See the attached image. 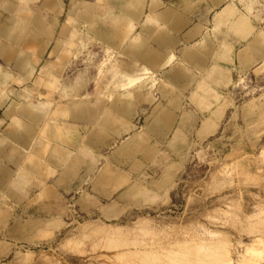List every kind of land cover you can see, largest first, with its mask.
Segmentation results:
<instances>
[{
  "label": "rangeland",
  "instance_id": "rangeland-1",
  "mask_svg": "<svg viewBox=\"0 0 264 264\" xmlns=\"http://www.w3.org/2000/svg\"><path fill=\"white\" fill-rule=\"evenodd\" d=\"M70 1L64 0V3ZM65 12L58 16L54 31L71 25ZM85 26L81 25L79 38L74 40L72 52L56 79H51L47 73L39 75L40 68L55 70L62 66L54 58L47 57L48 51L36 59L27 81L21 80V76L0 58V73L9 76L0 84V94L4 98L0 106V139L5 138L9 124L2 112L12 100L21 106H35L37 101L49 99L47 109H55L58 112L55 118L61 120L63 115L59 111L66 106L68 85L75 77H80L84 85L73 98L77 105L85 109L88 99L93 105L102 103L103 110L96 118L106 117L109 112L106 108L111 105L108 92L115 89L107 81L118 79L120 64L111 53H103L97 42L89 41ZM56 36L55 33L53 38ZM67 41L71 43L72 40ZM26 52L31 53V50L26 49ZM156 74L154 78H159ZM147 77H144L146 86L141 91H148L150 99L137 103L136 114L125 118L129 125L123 133L109 140L100 154L93 152L95 160L91 172L84 175V165L79 170L82 181L76 177L56 182L59 169L49 163L46 168L42 167L40 175H31L29 182L16 191L17 196L8 194L6 185L0 186V264H264V131L260 129L264 92L256 97L257 104L254 105V101L246 103L249 96L257 93L258 85L245 84L243 78L239 79L237 94L233 96L215 91L218 98L215 95L213 103L210 102L215 108L208 116H202L196 133L201 139L209 132L212 119L227 106L219 132L200 145L175 150L172 141L187 115L181 113L178 127L166 146L157 147L171 127L160 137L148 132L153 110L157 106L164 107L175 120L180 101L174 96L165 100L164 105L154 101L153 92L166 97L175 85L167 80L157 83L155 80L151 86ZM19 79L21 82L17 81ZM200 85L206 83H196L194 91L197 94H203L204 88L199 89ZM194 91L189 96L193 105ZM17 93L24 94L25 100L20 96L18 99ZM175 98L178 108L171 111L168 105ZM153 101L149 113L147 105ZM250 104L257 114L255 121H248L245 115ZM141 107L145 108L142 113ZM203 109L204 106L200 111ZM46 118L47 115L38 123V129ZM86 131L87 128L77 125L74 135L77 144H81ZM138 132L146 134L145 142L138 144L139 152L131 158L114 154L118 146ZM150 136L157 139L151 144L156 145V152L146 157L143 152L151 146ZM39 137L37 132L34 141ZM9 146L3 147L6 155L21 152L19 157L17 155V163H8L1 155L0 166L13 177L27 153L13 143ZM48 148L49 144L44 149V157ZM134 162L139 164L133 166ZM105 166H109L110 171L104 178ZM97 179L105 186L92 187L91 183ZM88 204L91 206H84ZM203 247L204 250H196Z\"/></svg>",
  "mask_w": 264,
  "mask_h": 264
},
{
  "label": "crops",
  "instance_id": "crops-1",
  "mask_svg": "<svg viewBox=\"0 0 264 264\" xmlns=\"http://www.w3.org/2000/svg\"><path fill=\"white\" fill-rule=\"evenodd\" d=\"M64 12L68 16L66 20L70 19L72 23L67 28L56 32L54 29L57 18ZM101 15L102 18L99 17ZM19 25L23 29L19 38L15 39L13 32ZM81 25H86L84 30L89 41L97 42L103 53L114 55L120 65L133 67L142 65L151 68L157 72L156 76H159V78L155 77L156 83L159 80H167L175 85L174 90L166 97L153 92L154 101L158 100L162 105L166 103L165 100L173 96L180 101L179 110L175 111L173 126L160 139L161 143L157 147L166 146L172 132L178 127L177 123L182 112H185L187 117L182 126L177 129V135L172 141L175 150L181 147L197 146L214 137L223 125L227 106L222 109L217 118L212 119L209 132L204 133L199 139L196 132L201 118L208 116L214 110L215 106L211 103L215 95L218 98L215 91L220 95H225L226 92L230 96L237 94L236 87L240 84L237 85L240 78H243L245 84L253 82L258 85L257 93L249 96L246 103L254 101L253 104H257L256 97L264 92V0L244 1V3L242 0L236 2L235 0H71L67 4L64 0H0V58L5 64L10 65L23 81L34 71L36 59L46 51H48L47 57L58 59L62 69L67 61L63 56L72 52L71 46L75 44L74 40L79 38ZM55 33L57 36L54 39ZM118 33H120L121 42H119ZM52 38L54 42L47 50ZM67 39L72 40L71 43H68ZM26 49H30L31 53L26 52ZM170 54H173L172 62L163 66L164 68L161 67ZM183 70L187 76L176 77L177 73ZM60 72V68L55 70L40 68L39 75L47 73L48 77L56 79ZM8 78L7 74L0 73V84ZM18 81L21 82L20 79ZM73 81L82 80L80 77H75ZM197 82L206 83L199 86V89L204 88L203 94L214 95L204 97L203 94H198L205 100L203 111L189 101V96ZM45 83L48 84V82ZM206 89L210 92L205 93ZM194 92L192 101L197 95V92ZM94 99L97 100L96 96ZM3 101L4 98L0 94V102L3 103ZM154 101L147 105L150 107L149 113L154 106ZM11 102L2 112L3 118H7L9 124L10 115L7 114ZM47 107L43 108L41 114L42 119L47 115L41 129L29 123L34 129L33 136L36 137L38 132L39 139L34 141V137H31L26 143H19L8 138L6 133L5 138L0 139V143H3L0 146V159L2 155L8 163L13 165L17 163V155L20 156V151L6 155L3 150L5 144L11 146L13 142L21 149L25 148L27 153L24 165L15 172L13 177H9L8 170L0 166V186L6 185L7 193L12 196H17L16 191L29 182L31 175H40L42 167L46 168L49 163L59 169L56 182L70 181L76 177L79 182L82 181L83 175H78L79 170L84 165V175L91 172L95 160L93 152L100 154L107 146V142L113 137H118L129 125V123L121 124L116 118L111 119L110 131L104 132V138L98 140L95 132L99 129L105 131L102 130L101 120L95 118L90 124L77 123L73 125L72 144L65 145L59 140L51 139L49 135L50 125H53L52 128L54 125L58 128L60 120L56 119L53 123L50 115L56 110L50 111ZM248 109L247 113L245 111L248 121H255L257 114L254 107L250 104ZM262 113L263 122L260 127L263 129H260L264 131V107ZM14 115L28 123L19 111H15ZM78 124L83 129L87 128L80 145L74 140ZM46 130L48 133H45ZM155 141L157 139L150 136L148 143L151 145ZM47 144L49 148L44 157L43 152ZM32 146L36 149L31 148ZM97 185L105 186L98 179L91 183L92 187Z\"/></svg>",
  "mask_w": 264,
  "mask_h": 264
},
{
  "label": "bare ground",
  "instance_id": "bare-ground-1",
  "mask_svg": "<svg viewBox=\"0 0 264 264\" xmlns=\"http://www.w3.org/2000/svg\"><path fill=\"white\" fill-rule=\"evenodd\" d=\"M93 3V2H92ZM18 5V4H17ZM89 6V5H88ZM100 6V5H99ZM95 7V6H94ZM36 10V9H35ZM33 11V10H32ZM7 12V11H6ZM38 12V11H37ZM32 14V13H31ZM30 14V15H31ZM98 14V13H97ZM95 21V20H94ZM78 22V21H77ZM82 22V21H81ZM17 23V22H16ZM50 23V22H49ZM48 24V23H47ZM43 26V25H42ZM99 27V26H98ZM23 27L19 25L16 30L13 32L14 38L18 39L21 30ZM79 32V31H78ZM91 32V31H90ZM64 33V32H63ZM7 35V34H6ZM65 35V34H64ZM109 35V33H108ZM9 36V35H8ZM90 36V35H89ZM119 42H121L120 38V33L117 34ZM60 37V35H59ZM92 38V36H91ZM112 38V37H111ZM105 39V37L103 38ZM113 39V38H112ZM43 40V39H42ZM8 41V40H7ZM45 42V41H44ZM114 42V41H113ZM258 42V40H257ZM112 45V44H111ZM38 46V45H37ZM122 46V45H121ZM19 47V46H18ZM70 47V46H69ZM105 47V45H104ZM104 49V48H103ZM108 49V47H107ZM109 50V49H108ZM116 52V51H115ZM64 53V52H63ZM62 53V54H63ZM67 53V52H66ZM60 54V53H59ZM2 55V54H1ZM71 55V54H70ZM60 56V55H59ZM68 55H64V59H67ZM56 59V58H55ZM58 60V59H57ZM61 59L59 58V61ZM173 60V54H170V56L165 60V62L162 64L161 67H165V65L170 64ZM35 64V63H34ZM102 65V64H101ZM35 66V65H34ZM163 67V68H164ZM60 68V67H59ZM33 69V68H32ZM61 69V68H60ZM118 79L114 81H110L107 83L112 84L113 88L111 89L110 92H108V100L111 101V105L106 108L108 113L105 114L106 117L101 119L103 123H101L102 130L100 129L95 132L96 137L98 140H101L104 138V132L110 131L111 124H110V118L112 116H116V119H118L121 124H125L128 118H131L134 114H136V109H137V103L139 104L140 102H145L150 99V94L148 91H141L142 88H144L146 85H144V81L146 76H148L146 79L150 80L151 86L154 85L155 83V78L154 75L156 73L155 70L151 68H147L142 65H135L133 66H122L118 65ZM107 70V69H106ZM117 72V71H116ZM139 73L138 75L135 74ZM102 74V73H101ZM135 74V75H132ZM31 74H28L26 80L30 77ZM229 75V74H228ZM185 77L187 76L186 72L180 71L177 73L176 77ZM25 80V79H24ZM25 80V81H26ZM18 81V80H17ZM112 82V83H111ZM105 84V82H104ZM60 85V84H59ZM58 85V86H59ZM48 86V85H46ZM106 86V84H105ZM56 87V86H55ZM84 87L82 81H72L68 85V91H69V98L65 99L66 101V106L64 109L59 113L60 115H63L59 123V127L52 128L53 125H50L49 131L50 132V137L51 139L59 140L60 142H63L65 145H71L72 144V137H73V125L77 123H84V124H90L93 122V120L96 118V116L99 114L101 110H103V105L102 103H95L94 105L92 102L88 101L85 109L80 108L75 100L73 99L74 96L79 94L80 89ZM107 88V87H106ZM111 88V87H110ZM44 89V88H43ZM46 89V88H45ZM48 89V88H47ZM46 89V90H47ZM57 89V88H56ZM55 89V90H56ZM65 88H63L64 90ZM103 89H105L103 87ZM54 90V91H55ZM115 92H113V91ZM49 91V90H48ZM103 91V90H102ZM107 91V90H106ZM150 91V90H149ZM206 92H210L209 89L204 90ZM43 92V91H42ZM64 92V91H62ZM112 92V93H111ZM197 92V91H196ZM31 93V92H30ZM38 93V92H37ZM104 93V92H103ZM50 94V93H49ZM54 94V93H53ZM100 94V92L98 93ZM107 94V93H105ZM104 94V95H105ZM10 96V95H9ZM19 96L22 97V99L25 100V95L24 94H18L17 97L19 99ZM39 96V94H38ZM86 96V95H85ZM106 96V95H105ZM107 97V96H106ZM38 99V98H37ZM64 99V98H63ZM57 100V99H56ZM175 101L169 102L168 107H170L171 111L175 110L178 108V103L176 101V98L173 99ZM193 102L196 105L197 108L202 109V107L205 105V100L202 95H196L193 97ZM31 101H33L31 99ZM50 100L46 99L45 101L40 100V102L37 101L35 106L29 105H24L21 106L18 101H13L8 107L9 113L7 115H10V124L8 127L5 129L6 135L8 138H11L12 141H18L26 143L31 137H34L33 134V128L29 125L34 124L35 126H38V123L42 121V112L43 108L45 106H48L50 104ZM59 103V102H57ZM64 103V102H63ZM2 102H0V106H2ZM208 104V103H206ZM64 105V104H63ZM57 108V107H56ZM145 108H141V113L144 111ZM166 108L157 106L152 113L151 121L149 122V125L147 126V131L152 133L154 137H160L162 136L166 131L170 129L172 124L174 123V119L171 118V112H165ZM179 109V108H178ZM105 110V109H104ZM15 111H19L20 114H22L28 121V123L23 122L22 120L18 119L15 117L14 113ZM47 112V111H46ZM44 114V113H43ZM58 114L57 111H53L50 115V120L54 123L56 120L55 115ZM9 117V116H8ZM127 118V119H125ZM7 119V118H6ZM59 120V119H58ZM56 122V121H55ZM87 126V125H86ZM95 126V125H94ZM47 129V128H46ZM94 129V127H93ZM92 129V130H93ZM115 129V128H113ZM44 130V129H43ZM96 129H94L95 131ZM112 130V129H111ZM48 130L45 131V133ZM41 132V131H40ZM91 132V130H90ZM42 133V132H41ZM48 133V132H47ZM92 133V132H91ZM109 133V132H108ZM94 134V133H92ZM46 135V134H43ZM145 132H138L134 134L133 136L129 137L126 139L116 150H114V154H119L123 157L131 158L136 152H139L140 147L138 144L144 143L145 141ZM110 136V135H109ZM148 136V135H147ZM46 137V136H45ZM49 137V138H50ZM148 138V137H147ZM7 139V138H6ZM50 140V139H49ZM32 141V140H31ZM30 141V142H31ZM10 142V141H9ZM56 142V141H55ZM83 142V141H82ZM157 142V141H156ZM14 143V142H13ZM42 143V142H41ZM12 144V143H11ZM60 144V143H59ZM15 145V144H14ZM29 145V144H28ZM33 145V144H32ZM42 146V144L40 145ZM156 146V145H155ZM155 146L151 145L149 149L144 153L143 155L147 156H153L154 153L156 152ZM65 147V146H64ZM20 148V147H19ZM27 148V147H26ZM31 148L36 149V147L32 146ZM42 148V147H41ZM25 151V148H24ZM34 151V150H33ZM38 152V151H37ZM48 152V151H47ZM141 152V151H140ZM39 153V152H38ZM264 153V152H263ZM78 158V157H77ZM138 161V160H137ZM77 162V161H76ZM40 163V162H39ZM77 164V163H76ZM139 163L134 162L133 166H137ZM24 165V163H23ZM28 166V165H26ZM171 167V166H170ZM72 168V167H71ZM226 168V167H225ZM29 169V168H28ZM110 171L109 166H105V175ZM120 173V172H118ZM123 173V172H122ZM125 175V174H124ZM123 177V176H122ZM27 179V178H26ZM29 179V178H28ZM125 180V179H124ZM29 181V180H28ZM114 181V180H113ZM3 198V197H2ZM89 198V195L87 196ZM86 207H90L91 205H84ZM7 211V210H6ZM261 212V211H260ZM261 216V215H260ZM262 217V216H261ZM42 238V237H41ZM189 244V243H188ZM201 244V243H200ZM260 244V243H259ZM258 246V244H257ZM200 247V246H197ZM260 247V246H259ZM258 247V249H259ZM209 248V247H208ZM196 250H204L201 248H197ZM258 251V250H257ZM256 251V252H257ZM259 253L262 255V253L259 251ZM218 254V253H217ZM258 254V252H257ZM222 255V254H221ZM253 255V254H251ZM259 255V254H258ZM223 256V255H222ZM225 256V255H224ZM260 256V255H259ZM218 257V256H217ZM227 259V256H226ZM218 260V259H217ZM228 260V259H227ZM214 261V260H213ZM223 261V260H222ZM230 260H228L229 263ZM241 263V262H240ZM230 264V263H229Z\"/></svg>",
  "mask_w": 264,
  "mask_h": 264
}]
</instances>
